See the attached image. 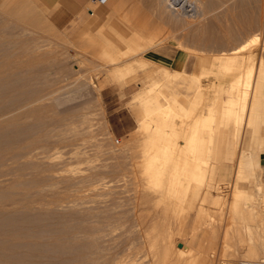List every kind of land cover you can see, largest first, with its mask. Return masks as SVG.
Segmentation results:
<instances>
[{"label":"rangeland","instance_id":"374dc122","mask_svg":"<svg viewBox=\"0 0 264 264\" xmlns=\"http://www.w3.org/2000/svg\"><path fill=\"white\" fill-rule=\"evenodd\" d=\"M98 4L84 29L64 31L33 0H0V264H261L264 0H202L190 15L162 0ZM163 43L188 52V73L143 56ZM108 83L135 89L136 128L118 142ZM147 94L176 101L175 169L149 158L159 136L140 121ZM158 163L172 170L152 173Z\"/></svg>","mask_w":264,"mask_h":264},{"label":"crops","instance_id":"0c3cea01","mask_svg":"<svg viewBox=\"0 0 264 264\" xmlns=\"http://www.w3.org/2000/svg\"><path fill=\"white\" fill-rule=\"evenodd\" d=\"M33 2L54 28L64 31L84 29V26L92 19L91 15L99 14L108 7L107 4H98L96 0H33ZM143 56L149 61L177 70L179 77L188 73L190 67L188 52L184 49L172 48L167 43L148 46L143 51ZM132 84L108 83L100 89L106 118L115 138H123L136 128V118L127 105V96L132 95L135 91ZM254 153L257 158L256 177L264 184V133L261 135V142Z\"/></svg>","mask_w":264,"mask_h":264},{"label":"bare ground","instance_id":"6f19581e","mask_svg":"<svg viewBox=\"0 0 264 264\" xmlns=\"http://www.w3.org/2000/svg\"><path fill=\"white\" fill-rule=\"evenodd\" d=\"M107 1V0H106ZM202 2V0H162V3L164 4V6H166V8H169V9H171V11L173 12H176V13H181V14H185V15H190L189 14V11L190 10H194V9H197V8H199L198 6H199V4ZM231 68V67H230ZM233 69V68H232ZM243 75V74H242ZM244 76V75H243ZM240 78V77H239ZM238 78V79H239ZM242 79V78H241ZM239 81L241 82V80L239 79ZM248 82V81H247ZM246 82V83H247ZM244 83V82H243ZM250 83V82H249ZM254 83V82H253ZM234 85H236V84H234ZM244 85V84H243ZM260 85V84H259ZM240 86V85H239ZM234 89V88H233ZM253 89V88H252ZM160 91H161V88L159 89ZM150 91V90H149ZM157 91V90H156ZM155 91V92H156ZM148 92V91H147ZM151 92H153L152 90H151ZM154 92V93H155ZM150 93V92H149ZM148 93V94H149ZM159 93V92H158ZM158 93H156V95L158 94ZM147 94V95H148ZM202 94V93H201ZM240 94H241V92H240ZM264 94V93H263ZM153 95V94H152ZM151 95V96H152ZM159 95V94H158ZM245 95V94H244ZM151 96H147V97H143L142 98V101L145 103V106H146V110H147V118H143V119H141L140 121H141V123L147 128V129H149V127H150V130H152V132H154V134H156V135H158L159 137L158 138H156V139H158V141L156 142L155 141V138H150L147 142H152V144H153V146L154 147H156L157 148V146H158V150H156V151H152L151 153H153L152 154V156H150L149 158H151V161L152 162H155L157 159H162L163 160V162H166L168 159H169V157H171L170 156V145L171 144H173L174 142H175V140L173 139V141L171 140L172 138L171 137H168V134H169V136H172V134L170 135V133H172V132H174V130L175 129H173L172 128V124H173V126H174V123H172L171 121H172V116L174 115V114H176V113H178V110L176 109V103L174 104V102H176V101H173V103H171L170 101H168V103L167 104H163L162 102H161V100L159 99V97L158 96H155V95H153V97H151ZM163 96H164V94H163ZM264 96V95H263ZM198 97V96H197ZM167 98V97H166ZM173 98V97H172ZM201 98H202V96H201ZM261 98V97H260ZM200 99V98H199ZM264 100V99H263ZM181 102V101H180ZM179 102V103H180ZM242 102V101H241ZM178 103V104H179ZM199 103V102H198ZM181 105L183 104L182 102L180 103ZM262 104H263V102H262ZM193 105H194V103H193ZM196 105H198V104H195V106H194V109H196L197 108V106ZM200 105V104H199ZM244 105H245V103H243L242 104V109H244ZM249 106V105H248ZM182 107V106H181ZM185 107V106H184ZM196 107V108H195ZM201 107V106H200ZM261 107V102H259V100L257 99V100H254L253 101V103L251 104V108L252 109H254V111H257L259 108ZM234 108V107H233ZM249 108V107H248ZM262 108V107H261ZM185 109H187L186 107H185ZM191 109H192V107H191ZM190 109V113L192 114V110H194V109H192L191 110ZM189 110V109H188ZM262 110V109H261ZM182 111V110H181ZM243 112V111H242ZM185 113V112H184ZM186 113H188L187 115H191L189 112H186ZM183 114V113H182ZM194 114V113H193ZM258 113H256V115H257ZM187 115H185V116H187ZM183 116V115H182ZM193 116V115H192ZM187 117H189L190 119H191V117L190 116H187ZM201 117H202V115H201ZM178 118H181L180 116H178ZM243 118V116H241L240 115V120H242L243 122H244V120L242 119ZM261 118V117H260ZM189 119V120H190ZM180 120H183L182 118L180 119ZM187 120V119H186ZM196 120V119H195ZM199 120L200 119H198L197 121L199 122ZM176 121V120H175ZM196 121V122H197ZM202 121V120H201ZM241 121V122H242ZM151 122H152V124H151ZM174 122V121H173ZM182 122V121H181ZM181 122H178V124L180 123L181 124ZM185 122V121H184ZM188 122V121H187ZM192 123V122H191ZM254 123V122H253ZM185 125H186V122L184 123ZM188 124V123H187ZM195 125H197V128H198V125L200 124V123H194ZM193 124V125H194ZM184 125V126H185ZM189 125H191V124H188V126ZM192 125V126H193ZM166 126H170L171 127V129H168ZM179 126V125H178ZM181 126H183V125H181ZM191 126V127H192ZM201 126V125H200ZM256 126V125H255ZM262 126V125H261ZM264 126V125H263ZM177 127V126H176ZM180 127V126H179ZM186 127H187V125H186ZM185 128V127H184ZM195 128V127H194ZM262 128V127H261ZM187 129V128H186ZM185 129V130H186ZM189 129V128H188ZM187 129V130H188ZM253 129V128H252ZM178 130V129H177ZM184 130V129H183ZM254 130V129H253ZM178 131H180V130H178ZM191 131V130H190ZM189 132V131H188ZM188 132H186V133H188ZM240 132V131H239ZM253 132V131H252ZM181 133V132H180ZM190 133V132H189ZM178 134V133H177ZM253 134V133H252ZM180 135V134H179ZM184 134H182L181 133V137L183 136ZM243 135V134H242ZM178 136V135H177ZM240 136V135H239ZM179 138H180V136H178ZM185 137H187V143L185 144V147H186V145L188 144L189 146H191V145H193V144H195V143H197V141L199 140V136L196 134V132H192L189 136H188V134H187V136H185ZM238 137V136H237ZM171 138V139H170ZM242 138L240 137V140H241ZM149 143H147V144H149ZM182 143V142H181ZM232 143H234V142H232ZM151 144V143H150ZM175 144V143H174ZM146 145V144H145ZM151 146V145H150ZM149 146V147H150ZM152 146V148L154 149V147ZM148 147V150L151 148H149ZM235 147V146H234ZM144 148H146V147H144ZM236 149V148H235ZM234 149V150H235ZM145 151V150H144ZM150 151V150H149ZM161 151V152H160ZM173 151H175V153L177 152V150H173ZM179 151V150H178ZM182 151V149L180 150V152ZM146 152V151H145ZM171 152H172V150H171ZM183 152H184V150H183ZM193 152V151H192ZM174 153V152H173ZM172 154V153H171ZM177 154V153H176ZM179 154V153H178ZM176 155L175 157H176V159H178V156H181L183 153L181 152V155L179 154V155ZM234 154V153H233ZM148 155H149V153H148ZM147 155V156H148ZM151 155V154H150ZM173 156V155H172ZM186 156V155H185ZM245 156V155H244ZM247 157H250V156H247ZM182 158L184 159V156H182ZM186 158V157H185ZM190 158H192V157H190ZM170 159H172V157L170 158ZM183 159H182V161H183ZM252 159V158H251ZM173 161L172 162H174L175 163V165H173L172 167H174V169H175V167H177V162H175L174 161V159H172ZM188 160V159H187ZM178 161V160H177ZM180 161V160H179ZM182 161L180 162V164L182 163ZM184 161H185V159H184ZM190 161V160H189ZM188 161V165H189V163H192V162H189ZM192 161V160H191ZM247 161V160H246ZM245 161V163H250V161H247L246 162ZM157 162V161H156ZM194 162V161H193ZM187 163V162H186ZM182 164H184V163H182ZM167 166L168 164H166V163H164V164H159L158 163V165H147L148 167H150V168H152L153 169V172L152 173H158V172H160L161 171V169L162 168H164V166ZM172 165V164H171ZM170 165V166H171ZM192 165V164H191ZM246 165V164H245ZM252 166V163H251V165L250 164H247V166ZM165 166V167H166ZM181 166V165H180ZM187 166V165H186ZM185 166V164H184V166L183 167H186ZM187 167H190V166H187ZM186 167V168H187ZM195 168H197V169H199V166L196 164V166H195ZM194 168V169H195ZM246 168H248V167H246ZM165 170H166V168H164ZM169 166H168V171H169ZM177 169V172H178V169L180 170V168H176ZM182 169V168H181ZM184 169V168H183ZM193 168H192V166H191V168H190V170H192ZM249 169V168H248ZM251 169V168H250ZM171 170H172V168H171ZM170 170V171H171ZM188 170V169H187ZM251 170H253V169H251ZM163 171V170H162ZM167 171V170H166ZM168 171H167V173H168ZM169 171V172H170ZM190 172V171H189ZM196 172V171H195ZM252 172V171H251ZM149 173V171L147 172V174ZM161 173V172H160ZM163 173V172H162ZM166 173V174H167ZM172 173V172H171ZM170 173V174H171ZM191 173V172H190ZM173 174H174V172H173ZM172 174V175H173ZM157 175V174H156ZM148 176V175H147ZM161 176V175H160ZM168 176H169V174H168ZM167 176V177H168ZM151 177V176H150ZM150 177H148V178H150ZM157 177V176H156ZM163 177V176H162ZM161 177V178H162ZM166 177V179H168ZM155 178V177H154ZM160 178V179H161ZM185 178V177H184ZM158 179V178H157ZM156 179V180H157ZM160 182V181H159ZM162 183H163V180L161 181ZM161 188V187H160ZM248 189V188H247ZM237 194H238V196H241L242 194H243V196H244V192H242L240 189H237ZM245 197V196H244ZM248 197V196H247ZM249 197L250 198H248L249 199V201L250 200H252V197H251V195H249ZM261 198H262V196H261ZM238 199V198H237ZM248 199H242V200H244L243 201V208H245L249 213H250V216L251 215H253L254 213H256V212H258L259 210H255L254 209V204H256V203H253L252 202V204H249V203H247V200ZM251 202V201H250ZM234 205H235V203H234ZM233 205V206H234ZM257 205V204H256ZM263 207V206H262ZM260 213H261V211H260ZM257 214V213H256ZM255 215V214H254ZM256 216V215H255ZM257 216H260V214L259 215H257ZM253 217V216H252ZM261 219V224L262 223H264V215H263V218H260ZM248 220V219H247ZM246 223V222H245ZM244 223V224H245ZM261 226V225H260ZM246 227H248V225H246ZM262 229L264 230V224H262ZM247 230V229H246ZM252 231V230H251ZM259 237V236H258ZM257 241H259V240H257ZM255 242V241H254Z\"/></svg>","mask_w":264,"mask_h":264},{"label":"built area","instance_id":"2783aa9c","mask_svg":"<svg viewBox=\"0 0 264 264\" xmlns=\"http://www.w3.org/2000/svg\"><path fill=\"white\" fill-rule=\"evenodd\" d=\"M98 3H105L106 0H96ZM119 141V138H115V142H118ZM260 263L261 264H264V259H261L260 260Z\"/></svg>","mask_w":264,"mask_h":264}]
</instances>
